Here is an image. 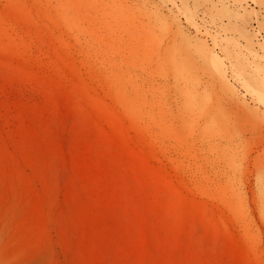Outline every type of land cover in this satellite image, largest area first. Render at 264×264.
<instances>
[{"label": "rangeland", "instance_id": "obj_1", "mask_svg": "<svg viewBox=\"0 0 264 264\" xmlns=\"http://www.w3.org/2000/svg\"><path fill=\"white\" fill-rule=\"evenodd\" d=\"M0 264H264V0H0Z\"/></svg>", "mask_w": 264, "mask_h": 264}]
</instances>
